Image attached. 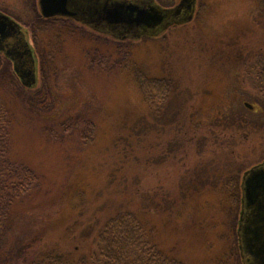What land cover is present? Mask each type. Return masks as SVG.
Returning <instances> with one entry per match:
<instances>
[{
    "label": "rangeland",
    "instance_id": "374dc122",
    "mask_svg": "<svg viewBox=\"0 0 264 264\" xmlns=\"http://www.w3.org/2000/svg\"><path fill=\"white\" fill-rule=\"evenodd\" d=\"M37 1L0 0L1 13L29 25V33L23 30L40 60L37 83L29 89L0 57V103L11 117L10 156L40 178L34 198L14 208L5 239L12 246L68 237L79 220L86 221L87 214L107 203L101 195L107 191L108 149L116 128L144 107L133 79L136 71L149 78H160L165 71L187 77V91L194 95L191 118L199 121L219 104L250 110L257 106L250 65L264 56L259 0H196L190 22L124 45L70 21L35 22ZM179 1L160 0L166 8ZM85 123L93 127L90 141L81 139ZM220 189L184 188L186 196L176 202L173 222L141 221L154 228L164 251L185 264H232L236 256L240 261L238 237L235 233L232 238L227 227L233 204Z\"/></svg>",
    "mask_w": 264,
    "mask_h": 264
},
{
    "label": "trees",
    "instance_id": "16d2710c",
    "mask_svg": "<svg viewBox=\"0 0 264 264\" xmlns=\"http://www.w3.org/2000/svg\"><path fill=\"white\" fill-rule=\"evenodd\" d=\"M155 1L165 7L160 0ZM257 9L264 14V0H259ZM35 19L75 23L64 17L45 19L39 10ZM21 26L25 30L29 27ZM98 35L118 45L144 38L115 40ZM250 69L255 77L257 106L250 110L219 104L199 121L191 118L193 105L189 103L194 95L187 91V77L165 71L160 78H149L136 71L133 79L144 107L116 128L108 149L111 170L106 175L107 191L101 195L107 203L96 205L100 210L87 214L86 221L79 220L68 237H41L26 246H12L5 239L12 229L15 206L34 198L40 178L34 169L11 158V117L0 103V264H185L164 251L154 228L141 221V217H149L173 222L176 202L186 196L184 188L199 192L221 186L233 204L228 209V232L232 238L235 233L238 237L243 175L264 162V56L256 57ZM44 100L39 103L45 104ZM84 131L81 139L90 141L91 123L84 124ZM84 230L88 233L81 237ZM239 258L236 256L232 264H243L240 254Z\"/></svg>",
    "mask_w": 264,
    "mask_h": 264
},
{
    "label": "water",
    "instance_id": "95a60500",
    "mask_svg": "<svg viewBox=\"0 0 264 264\" xmlns=\"http://www.w3.org/2000/svg\"><path fill=\"white\" fill-rule=\"evenodd\" d=\"M37 2L39 13L45 19L69 18L116 40H137L163 33L170 17L174 18V25L190 22L196 0H181L171 9L161 8L154 0ZM0 53L13 63V71L24 87L31 89L36 85L37 62L26 31L1 12ZM241 190L242 210L237 230L240 256L243 264H264V162L244 173Z\"/></svg>",
    "mask_w": 264,
    "mask_h": 264
},
{
    "label": "flooded vegetation",
    "instance_id": "af4514ba",
    "mask_svg": "<svg viewBox=\"0 0 264 264\" xmlns=\"http://www.w3.org/2000/svg\"><path fill=\"white\" fill-rule=\"evenodd\" d=\"M181 1V0H180ZM180 1L178 2V4L176 5V6H178L179 4H180ZM194 13H195V10H194V12H193V17H194ZM174 15V14H173ZM174 18H172V17H170L168 20H166V22H168L169 23V26L167 27V28H169V27H171V26H174V22H172V20H173ZM166 28V29H167ZM13 45V44H12ZM4 56V55H3ZM5 57V56H4ZM6 58V57H5ZM7 59V58H6ZM8 60V59H7ZM9 61V63L11 64V66H12V68H13V63L10 61V60H8Z\"/></svg>",
    "mask_w": 264,
    "mask_h": 264
}]
</instances>
